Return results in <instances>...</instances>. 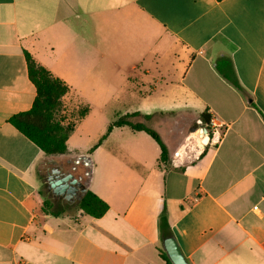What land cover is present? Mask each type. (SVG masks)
Listing matches in <instances>:
<instances>
[{
  "label": "crops",
  "instance_id": "crops-1",
  "mask_svg": "<svg viewBox=\"0 0 264 264\" xmlns=\"http://www.w3.org/2000/svg\"><path fill=\"white\" fill-rule=\"evenodd\" d=\"M24 52L69 88L76 125L51 158H90L99 218L39 203L50 157L8 122L35 97ZM114 103L123 115L206 113L220 139L195 159L167 146V165L141 131L104 147ZM83 139L97 140L91 154L74 152ZM162 215L188 264H264V0H0V264H172Z\"/></svg>",
  "mask_w": 264,
  "mask_h": 264
},
{
  "label": "trees",
  "instance_id": "trees-1",
  "mask_svg": "<svg viewBox=\"0 0 264 264\" xmlns=\"http://www.w3.org/2000/svg\"><path fill=\"white\" fill-rule=\"evenodd\" d=\"M27 75L29 81L35 88V97L29 110L15 114L9 119V123L26 139L32 142L47 157L64 156L67 152L66 142L74 131L76 122L65 121L63 98L69 92V88L59 79L54 78L45 68L38 65L32 57L24 52ZM215 69L233 88L240 91L249 104L254 107L251 96L240 86L236 74L233 70L231 61L227 57H219L215 61ZM88 112V108L78 110L77 119L83 118ZM160 114L142 115L131 113L117 118L110 125L105 135L99 140L98 144L112 131L113 128L128 127L132 131H141L147 134L160 149L159 162L163 165L170 163L168 147L162 140L159 133L150 128L149 125L156 123ZM198 119L204 125L210 121L209 115L202 113ZM97 145L89 150V154ZM44 207H51L45 201ZM79 210L92 218L101 217L107 210L108 205L88 190L77 204ZM57 216L60 211L44 210ZM161 239L164 240L171 236L165 217H160ZM162 258L166 263H171L164 254Z\"/></svg>",
  "mask_w": 264,
  "mask_h": 264
},
{
  "label": "rangeland",
  "instance_id": "rangeland-1",
  "mask_svg": "<svg viewBox=\"0 0 264 264\" xmlns=\"http://www.w3.org/2000/svg\"><path fill=\"white\" fill-rule=\"evenodd\" d=\"M124 110L125 109L122 104H111L106 113V117L109 118L108 120L110 124H112L118 117L123 116ZM149 127L160 133L163 141L167 144V146H169V148H171V150L177 151L180 149L184 155L190 153V155H192V159L197 158L195 157L197 148L207 144L209 142V138L211 137L209 128L204 125L200 119L193 118L188 113L159 116L157 122L152 123L149 125ZM120 131H123L122 133L124 134L121 135ZM132 136L133 132L129 128H124L123 130L113 129L112 133L108 136V139L103 141V143H105L104 147H112L114 144L119 142L117 141L118 138L125 140ZM83 140L79 143V146L75 148L74 152H78V154L86 153L90 149L94 148L97 144V140ZM200 143H202L201 146L199 145ZM70 151L72 152V150ZM176 159L177 157L174 158V161H177ZM39 190L40 196H38V199L39 203L42 202L43 210H57L65 215H73L77 212V204L67 206L63 203H60L56 205L42 177ZM45 201L49 202L50 206L52 205V208L44 207Z\"/></svg>",
  "mask_w": 264,
  "mask_h": 264
},
{
  "label": "water",
  "instance_id": "water-1",
  "mask_svg": "<svg viewBox=\"0 0 264 264\" xmlns=\"http://www.w3.org/2000/svg\"><path fill=\"white\" fill-rule=\"evenodd\" d=\"M177 156V153L174 154V158ZM55 159H67L73 163V170L78 169L79 167L83 168L85 179L83 183H77L76 180L73 179V175L71 173L68 174H60L59 170L53 171L56 176L49 177V189H52L53 194L61 195L65 192L74 196L77 191L79 195L76 199V204L83 198L85 193L88 191V186L91 177L92 171V162L89 157H73V158H50L48 162H51ZM73 184H77L76 186H71ZM69 197L68 199H70ZM163 249L172 264H188V262L183 257L176 240L173 236L167 237L163 241Z\"/></svg>",
  "mask_w": 264,
  "mask_h": 264
},
{
  "label": "flooded vegetation",
  "instance_id": "flooded-vegetation-1",
  "mask_svg": "<svg viewBox=\"0 0 264 264\" xmlns=\"http://www.w3.org/2000/svg\"><path fill=\"white\" fill-rule=\"evenodd\" d=\"M73 163L71 161H68L67 159H55L51 162H47L43 168H42V173H43V179L46 184V187L50 194L52 195L54 199V203L60 204L63 203L64 205H73L76 204V199L77 196L79 195V192L75 193L74 196H71V194L65 192L64 194L61 195H55L52 192V189H49V177H55L56 174L53 173L55 170H59L60 174H68L71 173L73 175V179L77 181V183H83L84 179L86 178L84 175V170L83 168L79 167L76 170H73ZM77 184H73L71 186H76ZM71 197L70 199H68Z\"/></svg>",
  "mask_w": 264,
  "mask_h": 264
},
{
  "label": "built area",
  "instance_id": "built-area-1",
  "mask_svg": "<svg viewBox=\"0 0 264 264\" xmlns=\"http://www.w3.org/2000/svg\"><path fill=\"white\" fill-rule=\"evenodd\" d=\"M207 127L210 130L211 133V137L209 138V142H212L214 140H219L220 139V133L218 132L217 128L219 127L218 124H216L215 121L210 120L209 124L207 125Z\"/></svg>",
  "mask_w": 264,
  "mask_h": 264
},
{
  "label": "bare ground",
  "instance_id": "bare-ground-1",
  "mask_svg": "<svg viewBox=\"0 0 264 264\" xmlns=\"http://www.w3.org/2000/svg\"><path fill=\"white\" fill-rule=\"evenodd\" d=\"M200 146L202 145V143L199 144Z\"/></svg>",
  "mask_w": 264,
  "mask_h": 264
}]
</instances>
